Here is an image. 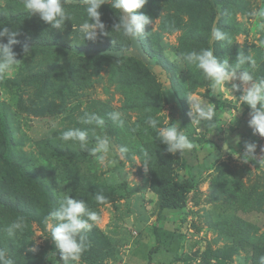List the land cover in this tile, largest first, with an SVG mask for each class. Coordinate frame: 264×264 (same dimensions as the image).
I'll list each match as a JSON object with an SVG mask.
<instances>
[{"label": "rangeland", "instance_id": "1", "mask_svg": "<svg viewBox=\"0 0 264 264\" xmlns=\"http://www.w3.org/2000/svg\"><path fill=\"white\" fill-rule=\"evenodd\" d=\"M65 7L72 20L59 30L38 14L4 21L26 10L22 0H0V22L19 33V42L33 43L30 55L14 51L22 63L0 80V152L9 141L13 157L38 176L24 177L0 158V251L13 264H63L44 218L67 193L100 217L86 233L88 247L78 264H259L264 138L252 134L250 108L240 106L241 93L231 89L239 81L213 94L203 73L176 57L210 48L231 64L243 50L256 65L242 67L264 76V17L253 15L264 0H147L137 12L153 23L134 41L113 31L119 13L108 3L99 11L110 36L95 42L79 32L86 18L82 0H66ZM214 27L227 39L215 40ZM170 88L183 100L181 109L166 101L164 89ZM189 95L215 107V129L191 123ZM113 111L122 113V123L109 118ZM85 112L102 116L104 127L93 132L80 123ZM149 117L158 120L156 129L146 123ZM181 119L194 146L167 153L156 132ZM73 127L88 130L89 147L107 136L109 160L116 163L102 165L78 144L61 141L60 133ZM246 141L258 148L255 159L243 163ZM121 146L129 149L123 158ZM175 173H195L198 184L182 207L161 209V188ZM97 193L106 197L103 204ZM18 218L26 227L9 236L6 229ZM34 246L37 251H29Z\"/></svg>", "mask_w": 264, "mask_h": 264}, {"label": "clouds", "instance_id": "2", "mask_svg": "<svg viewBox=\"0 0 264 264\" xmlns=\"http://www.w3.org/2000/svg\"><path fill=\"white\" fill-rule=\"evenodd\" d=\"M66 0H22V6L29 15L38 14L40 19L49 24L53 29H63L66 20H72V15L65 7ZM86 18L79 27V32L84 40L97 41L99 36H110L105 31V23L101 20V12L99 9L102 5L108 3L113 10L118 12V22L114 23L113 31L122 34L129 40H137L144 33L145 26L153 23L152 18L144 13H138L137 10L142 9L147 0H82ZM264 17V9L253 13ZM19 33L0 22V80L18 70L21 60L16 58L17 53L13 50V45L19 41L16 37ZM7 37V43L3 42ZM212 37L217 40H226L227 34L220 28L212 29ZM115 43V41H112ZM264 43V42H262ZM24 55H30L31 49L25 44L22 47ZM176 59L182 60L189 65H194L199 69L206 80L210 82V88L213 94L219 92L228 82L232 83L231 89L240 92L239 105L246 104L250 108L248 127L252 130L253 135H259L264 138V76L254 77L252 72L243 68L244 65L255 67L256 61L252 55L240 50L235 63H229V60H220L214 55V51L210 48L201 49L200 51H191L181 53ZM190 107L188 116L191 123L195 125L204 122L210 129H215L213 122L216 117V110L212 104L200 102L191 95L186 97ZM109 118L113 122L122 123V113L113 111L109 113ZM80 123L92 126L91 130L95 132L96 128H103L105 120L96 113L85 112L80 118ZM146 123L156 129L158 120L149 117ZM52 127H56L53 123ZM89 132L81 128H69L60 133L59 139L63 142H74L78 144L81 151H86L89 156L99 160L100 164L106 161L116 163L115 160H109L110 141L107 136H97L95 146L89 147ZM156 140H159L166 146L165 152L182 154L185 150H191L193 143L189 140L179 123H172L165 127H159L156 132ZM240 137H236V143L239 144ZM260 151L264 152V146H259ZM258 144L254 141H246L244 143V152L239 154L243 163H248L255 159V153ZM126 146H121L119 152L128 153ZM145 171H147V163L149 154L143 151ZM98 204H103L106 197L100 193L95 195ZM97 211L91 210L83 199H74L69 194H64L59 200V207L49 212L44 218L47 227L50 228L51 238L55 247L59 250L63 264H78L83 252L88 247L86 233L91 231L93 225L99 221ZM26 227L23 218L14 220L6 229L9 236H15L17 231L22 232ZM31 252L37 251L34 246L29 249ZM0 264H13L10 259L5 257L3 251H0ZM259 264H264V255L259 257Z\"/></svg>", "mask_w": 264, "mask_h": 264}, {"label": "trees", "instance_id": "3", "mask_svg": "<svg viewBox=\"0 0 264 264\" xmlns=\"http://www.w3.org/2000/svg\"><path fill=\"white\" fill-rule=\"evenodd\" d=\"M27 11L19 12L17 14L8 15L4 21L20 22L29 18ZM27 44L28 46L33 43H27L25 41L18 42L13 45V50L15 51L18 48H22L23 45ZM50 70H53L51 68ZM164 96L168 103H171L174 107L181 109L184 106L183 100L179 94L173 89H164ZM180 127L183 125V119L178 122ZM0 158L13 170L19 171L27 178H38L36 174H33L28 171L27 167L17 161L13 157L12 150L10 148V142H6V146L2 152H0ZM199 181V177L195 173L186 176L175 173L171 175L165 184L162 186L160 191V208L161 209H178L183 206L187 194L196 188ZM159 235V234H158ZM158 240L160 237H157Z\"/></svg>", "mask_w": 264, "mask_h": 264}]
</instances>
